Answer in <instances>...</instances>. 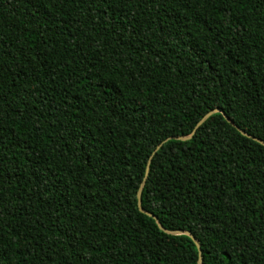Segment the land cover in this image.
<instances>
[{"label": "trees", "instance_id": "1", "mask_svg": "<svg viewBox=\"0 0 264 264\" xmlns=\"http://www.w3.org/2000/svg\"><path fill=\"white\" fill-rule=\"evenodd\" d=\"M239 130L264 142V0H0V264H264Z\"/></svg>", "mask_w": 264, "mask_h": 264}, {"label": "water", "instance_id": "2", "mask_svg": "<svg viewBox=\"0 0 264 264\" xmlns=\"http://www.w3.org/2000/svg\"><path fill=\"white\" fill-rule=\"evenodd\" d=\"M213 112H214V111L209 112L204 118L208 117V116L211 115ZM225 119L228 120V117L225 116ZM201 122H202V121H200V122L198 123V125H199ZM239 131H240L241 134H243V135H245V136H247V137H250V138L256 140L257 142H259L260 144L264 145V142H263L262 140L257 139V138H254V137H251L250 135H248L247 133H245V132L242 131V130H239ZM176 138H177V139H184L183 137H176ZM158 147H159V145L157 146V148H158ZM153 153H154V152H153ZM150 161H151V156L149 157V159H148V161H147V164H146V167H145L144 177H143V179H142V183H141L140 189H139L138 192H137V204H138L140 210H142V209L140 208V200H141V196H140V195H141V189H142V187H143V185H144V182H145V180H146V177H147V173H148V169H149ZM143 212H145V211H143ZM145 213H146V212H145ZM147 214H148L149 216L153 217L152 214H150V213H147ZM153 218L156 220V222H157L159 228L162 229V226L159 224V222L157 221V219H156L155 217H153ZM170 233H173V234H176V233H179V234H180V233H182V234H186V235L190 236V238H192V240H194V238L192 237V235H190L189 233H184V232H170ZM194 241H195V240H194ZM200 262H201V254H200V251H199L198 264H200Z\"/></svg>", "mask_w": 264, "mask_h": 264}]
</instances>
